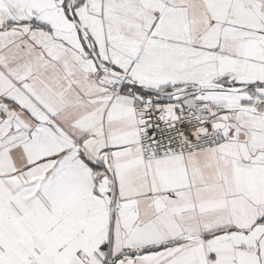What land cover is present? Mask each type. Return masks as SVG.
Wrapping results in <instances>:
<instances>
[{
  "label": "snow or ice",
  "instance_id": "obj_1",
  "mask_svg": "<svg viewBox=\"0 0 264 264\" xmlns=\"http://www.w3.org/2000/svg\"><path fill=\"white\" fill-rule=\"evenodd\" d=\"M0 264H264V0H0Z\"/></svg>",
  "mask_w": 264,
  "mask_h": 264
}]
</instances>
